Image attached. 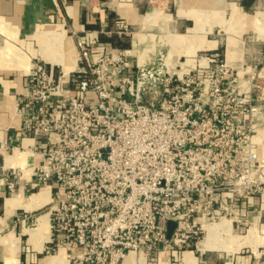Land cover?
<instances>
[{
  "label": "built area",
  "instance_id": "built-area-1",
  "mask_svg": "<svg viewBox=\"0 0 264 264\" xmlns=\"http://www.w3.org/2000/svg\"><path fill=\"white\" fill-rule=\"evenodd\" d=\"M80 50L86 65L68 78L35 60L18 96L23 132L47 139L33 185L54 189L48 254L63 251L68 264L153 259L198 247L208 224L231 220L244 233L262 217L263 67L220 52L190 69L163 54L135 66L118 48L90 62L93 49ZM253 198L260 208L239 214Z\"/></svg>",
  "mask_w": 264,
  "mask_h": 264
},
{
  "label": "crops",
  "instance_id": "crops-1",
  "mask_svg": "<svg viewBox=\"0 0 264 264\" xmlns=\"http://www.w3.org/2000/svg\"><path fill=\"white\" fill-rule=\"evenodd\" d=\"M227 22L235 27L225 48L224 38L212 34ZM121 23L128 33H119ZM113 33L128 37L122 50L135 66L163 54L171 68L190 69L201 54L220 52L236 66L259 64L264 77V0H0V264H68L64 253L46 255L51 238L46 210L54 189L35 188L33 169L47 139L23 132L18 96L35 60L68 78L86 65L80 44L93 49L95 62L114 48L106 42ZM8 179L17 182L14 191ZM262 200L251 199L239 214L260 208ZM224 222L226 229L210 242L209 227L217 223L208 224L198 247L161 251L153 259L139 253L123 264H264V214L255 213L244 236L233 221L218 223Z\"/></svg>",
  "mask_w": 264,
  "mask_h": 264
},
{
  "label": "rangeland",
  "instance_id": "rangeland-1",
  "mask_svg": "<svg viewBox=\"0 0 264 264\" xmlns=\"http://www.w3.org/2000/svg\"><path fill=\"white\" fill-rule=\"evenodd\" d=\"M225 20V19H224ZM235 26H232L231 25V22L229 23V22H227L226 24H224L222 27H221V29H220V33L217 35V33L215 34H212V38H224V47L226 48V43H227V39H229V37L230 38H232V33H233V28H234ZM223 28V29H222ZM258 80L260 81V82H262V83H264V77H260V78H258ZM258 233H259V231H258ZM239 236H244V235H246V233H239L238 234ZM259 236H260V233H259ZM260 240H261V238H260ZM260 240H259V243H260ZM262 243H264L263 242V240H262ZM46 255H50V254H46ZM51 255H54V254H51Z\"/></svg>",
  "mask_w": 264,
  "mask_h": 264
},
{
  "label": "bare ground",
  "instance_id": "bare-ground-1",
  "mask_svg": "<svg viewBox=\"0 0 264 264\" xmlns=\"http://www.w3.org/2000/svg\"><path fill=\"white\" fill-rule=\"evenodd\" d=\"M228 55H229V58H230V56H231V48H229V50H228ZM225 220V219H224ZM226 222V221H225ZM224 222V224L223 223H218L217 222V225L216 226H212L211 228L209 227V235H208V242H210V240L211 239H213V236L216 234V232H218L219 230H222V229H226V223ZM228 225V224H227ZM231 225V224H230ZM229 226V225H228ZM229 232H230V230H229ZM253 233H254V231L253 232H251L250 233V236L249 237H251L252 238V236H253ZM215 238V237H214ZM203 244V243H202ZM206 245V244H205ZM206 248V247H205ZM64 252L62 251L61 252V254H63ZM130 257V259L131 258H133L134 257V255H130L129 256ZM128 257V258H129ZM128 258H127V260H128Z\"/></svg>",
  "mask_w": 264,
  "mask_h": 264
},
{
  "label": "trees",
  "instance_id": "trees-1",
  "mask_svg": "<svg viewBox=\"0 0 264 264\" xmlns=\"http://www.w3.org/2000/svg\"><path fill=\"white\" fill-rule=\"evenodd\" d=\"M116 37L118 38V40H116ZM124 39L120 38V36L118 34H112V36L108 37V39L106 40V42H109L111 45H113L114 48H118V49H125L128 47V40H126L128 37L125 36L123 37ZM125 40V41H123ZM127 41V42H126Z\"/></svg>",
  "mask_w": 264,
  "mask_h": 264
},
{
  "label": "water",
  "instance_id": "water-1",
  "mask_svg": "<svg viewBox=\"0 0 264 264\" xmlns=\"http://www.w3.org/2000/svg\"><path fill=\"white\" fill-rule=\"evenodd\" d=\"M176 228V223L175 222H169L168 223V232H167V237L170 239L172 237V234Z\"/></svg>",
  "mask_w": 264,
  "mask_h": 264
}]
</instances>
